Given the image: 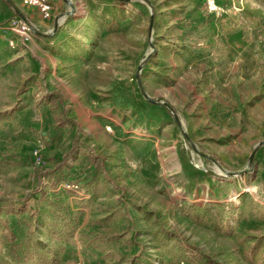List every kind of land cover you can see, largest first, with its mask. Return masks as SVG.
Wrapping results in <instances>:
<instances>
[{"label":"rangeland","instance_id":"374dc122","mask_svg":"<svg viewBox=\"0 0 264 264\" xmlns=\"http://www.w3.org/2000/svg\"><path fill=\"white\" fill-rule=\"evenodd\" d=\"M218 3L0 0V264H264V0Z\"/></svg>","mask_w":264,"mask_h":264},{"label":"crops","instance_id":"0c3cea01","mask_svg":"<svg viewBox=\"0 0 264 264\" xmlns=\"http://www.w3.org/2000/svg\"><path fill=\"white\" fill-rule=\"evenodd\" d=\"M82 20H84V17L82 18ZM68 28H70V29L73 28V25H71L69 27L66 26L62 31H58L56 34H54L55 35L54 36L55 40L56 41H60L64 37V35L68 33V31H67ZM96 32H97V30L94 29V28L93 29H88V28H85V27H83V29L81 31H79L78 34L83 35L82 36V38H83V55L82 56H80V54L75 51V50L78 49V46L75 44V42L72 43V44H68V42L67 43L59 42V43H62L60 48L65 50V52H66L65 55H63L64 56V58H63L64 60H68L70 62L78 63V64H81V62H83V75L86 73L87 66L91 62V59L88 56V53H89L88 52V43H89V40H93V39H90V38L94 37ZM69 50L71 52H69ZM84 97H86L85 94H83V98Z\"/></svg>","mask_w":264,"mask_h":264},{"label":"built area","instance_id":"2783aa9c","mask_svg":"<svg viewBox=\"0 0 264 264\" xmlns=\"http://www.w3.org/2000/svg\"><path fill=\"white\" fill-rule=\"evenodd\" d=\"M23 5L27 8L35 9L40 12L42 17L46 20L53 18V0H21ZM208 9L211 12H219L221 10V6L218 3V0H206ZM65 15L64 17H66ZM33 29V23L24 20L18 32L21 34L22 38L25 40H29L31 37Z\"/></svg>","mask_w":264,"mask_h":264},{"label":"trees","instance_id":"16d2710c","mask_svg":"<svg viewBox=\"0 0 264 264\" xmlns=\"http://www.w3.org/2000/svg\"><path fill=\"white\" fill-rule=\"evenodd\" d=\"M21 13V12H20ZM152 23H153V20H152V22H151V25H152ZM144 90V89H143ZM204 264V263H203Z\"/></svg>","mask_w":264,"mask_h":264}]
</instances>
